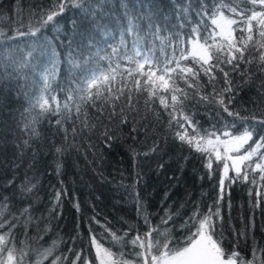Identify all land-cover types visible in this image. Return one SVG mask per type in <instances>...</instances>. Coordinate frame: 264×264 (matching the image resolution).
Masks as SVG:
<instances>
[{
	"label": "snow or ice",
	"instance_id": "obj_1",
	"mask_svg": "<svg viewBox=\"0 0 264 264\" xmlns=\"http://www.w3.org/2000/svg\"><path fill=\"white\" fill-rule=\"evenodd\" d=\"M172 3L174 7L169 14L162 11L157 0H118L119 11L115 0H52L51 7L39 10L34 24L30 20L27 31L17 29L13 35H8L0 29V92L10 91L15 83L17 94L22 92L26 98L28 106L20 114L21 131L28 136L23 141L25 148L33 138L39 137L40 119L49 115L57 117L54 126L64 133L65 142L69 140L65 127L69 123L73 142L85 131L91 133L105 119L112 122L119 118L120 125L133 124L131 132H146L147 125L139 128L146 117L136 119L140 97L146 92L145 108L152 111L155 101L159 100L170 117L168 128L174 138L204 157L209 179L219 171L218 198L207 212L195 206V211L179 226L184 233L180 239L172 235L176 230L174 226L167 227L174 220L167 210L159 225H151L148 216L143 215L138 193L135 197L137 212L149 225L146 232L137 231L127 241L128 232L121 236L96 220L112 241L120 245L117 252L103 247L100 243L103 237L90 229V244L95 249L98 264H264V245L257 243L254 236L255 210L260 209L264 214V118L243 116L230 108L235 94L232 73L240 71L242 77L250 80L255 75L253 65L257 72L264 73V0H195V4L194 0L182 3L172 0ZM69 9L75 10L67 21L70 32L65 31L57 19ZM49 27L55 33L54 38L45 34ZM61 34L66 40L60 39ZM25 37L28 39L23 44L17 42ZM57 40L67 49L63 59ZM105 62L107 67L103 66ZM242 65L249 67L242 69ZM62 66L69 75L67 86L61 89L66 93L61 104L52 91ZM221 73L223 87L218 86ZM202 75L207 77L211 92L203 91ZM180 81L186 87L181 88ZM188 89L194 92L190 95ZM196 97H199L197 103L215 104L232 118L231 122L225 120L219 127L214 123L210 128H202L195 114L185 111V102ZM88 107L95 110V115L89 114ZM156 115L159 119V114ZM238 122L243 127L239 135L234 134ZM112 131L104 127L101 138L105 144L116 139ZM68 147L76 145L71 143ZM158 148L159 144L154 143L143 155L156 153ZM55 150L58 155L66 151L63 145ZM163 167L161 164L160 168ZM57 169L59 171V165ZM14 179L8 181L9 186ZM140 179L137 173V182ZM236 183L252 186L249 197L253 216L243 229L232 228L235 242L229 250L225 244L222 202L226 190ZM35 188L36 184L30 181L22 183L21 198H27ZM61 194L56 192L49 223L43 229L40 225L45 217L36 216L31 203L14 212L11 198L0 197V264H31L33 256L35 264H44L53 255L55 241L43 248L39 244L42 236L29 237L27 233L30 226H35L37 233L50 230V218ZM253 194L254 203L251 202ZM165 195L167 197V193ZM227 203L230 210V196ZM21 221L24 240H18L15 232ZM250 233L253 244L249 260L237 249L241 239L247 246ZM29 241L35 244L30 245ZM125 244L132 246L131 252L123 250ZM68 251L71 253L74 248ZM68 259L67 255L57 256L51 264H63ZM71 264H90V261L81 250L75 251Z\"/></svg>",
	"mask_w": 264,
	"mask_h": 264
},
{
	"label": "trees",
	"instance_id": "obj_2",
	"mask_svg": "<svg viewBox=\"0 0 264 264\" xmlns=\"http://www.w3.org/2000/svg\"><path fill=\"white\" fill-rule=\"evenodd\" d=\"M115 2L119 11L118 0ZM177 2L182 3L183 0ZM51 3L52 0H0V29L8 35H13L17 29L27 31L30 20L34 24L39 16V10L51 7ZM157 4L163 12L172 13L174 7L172 0H157ZM74 11V9L66 10L63 16L57 18L64 25L65 31L70 32L67 21L73 17ZM45 34L50 38L55 37L51 27L45 30ZM27 39L25 37L17 42L23 44ZM60 39L66 40V36L61 34ZM56 44L63 59L67 49L60 46L59 40ZM156 55L159 57L160 53L157 52ZM103 66L107 67V63L105 62ZM246 67L249 66L242 65V69ZM251 67L255 75L250 80L247 76L242 77L240 71L232 73L235 94L230 108L243 116L255 115L264 118V87H261L264 83V73L257 72L254 65ZM68 75L66 67L62 66L53 84L52 95H56L61 104L66 96L61 89L67 86ZM244 80L248 82L244 83ZM178 83L181 88L186 87L182 81ZM201 83L205 86L203 89L205 93L211 92L207 77L202 75ZM218 86L223 87L222 73L218 75ZM188 92L191 95L194 90L188 89ZM17 93L18 88L15 83L10 91L0 92V121H3L0 124V197L11 198V204L15 205L12 209L14 212L31 203L35 215L45 217V222L40 225L43 229L45 224L49 223V213L53 208L56 192L62 193L59 204L50 218V230L37 233L35 226H30L28 229L29 237H43L39 240L43 248L50 247L53 241L57 244L53 255L45 260L44 264H51L55 257L65 255L69 259L63 261V264H71V260L75 258V251L81 250H84L88 256L90 264H98L95 249L90 244V229L93 234L103 237L100 240L103 247L117 252L120 245L112 241L100 224H106L121 236L124 232H128L125 240L130 241L137 231L143 233L148 230L149 225L145 223L143 215H147L151 225L156 226L160 224L166 210L174 216V220L170 221L167 227L174 226L176 230L172 235L180 239L184 233L180 231L179 226L195 211V206L198 205L202 212H207L209 205L218 198L219 171L215 173L213 179H209L208 170L204 167V157L174 138L168 128L170 117L160 106L159 100L155 101L152 111L145 108L146 92L140 97L139 112L136 116L137 120L142 116L146 117L139 125L141 129L147 125L146 132H131L133 124L129 122L120 125L119 118L112 122L105 119L103 124L91 133L85 131L73 142L72 125L69 123L65 125L69 132V140L65 142L64 133L54 126L57 117L49 115L40 119L37 125L39 137L33 138L27 148L23 146V141L28 136L21 131L23 123L20 114L28 105L24 94ZM170 98L169 94V102ZM198 99L199 97H196L186 101L185 111L195 114V119L200 122L202 128H210L214 123L219 127L225 120L231 122L232 118L215 104L197 103ZM88 112L95 115V110L91 107H88ZM177 117L179 118V113ZM105 126L113 129L112 135L116 137L110 144H105L101 138ZM242 131L243 127L238 122L234 134L239 135ZM71 143H75L76 147H68ZM154 143L159 144L157 152L148 156L143 155ZM17 144L21 147L17 148ZM61 145L66 151L58 155L55 149ZM13 162L18 167H15ZM161 164L163 168H160ZM137 173L141 177L139 182H137ZM13 178H15L14 183L9 186L8 181ZM25 181L36 184V188L27 198H21L20 185ZM133 185L135 188L132 187ZM251 187L250 184L236 183L225 192L222 215L225 218V244L229 250L235 242L232 228L243 229L245 225L250 224L253 216L249 197ZM137 193L143 204V215H138L137 212L135 201ZM229 196L232 204L230 210L227 203ZM254 201L253 194L251 202ZM96 220L100 224H97ZM262 227H264V214L260 209H256L255 241L264 245ZM15 232L18 240L25 239L22 221ZM29 243L34 245L35 241ZM252 244L250 233L247 246L241 239L237 249L249 260L252 258ZM69 248H74V251L69 253ZM123 250L131 252L132 246L125 244ZM35 260L36 257L33 256L31 264H35Z\"/></svg>",
	"mask_w": 264,
	"mask_h": 264
}]
</instances>
